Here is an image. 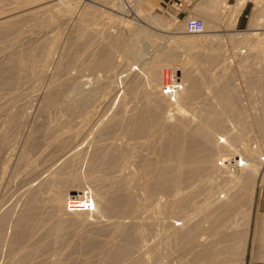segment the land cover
Masks as SVG:
<instances>
[{
	"label": "rangeland",
	"instance_id": "rangeland-1",
	"mask_svg": "<svg viewBox=\"0 0 264 264\" xmlns=\"http://www.w3.org/2000/svg\"><path fill=\"white\" fill-rule=\"evenodd\" d=\"M64 1L62 0L61 4L58 5L59 10H56L58 8L54 9L55 8L54 7V8H52V10H54V12H52L51 7H49L50 9L48 10V12H44L45 15H44V13H40V11H39L40 7L39 6H41V5H39L38 2H37L38 5H37V3L36 4L32 3L31 7H30V5L27 6V7H29L28 9L27 8L26 9H20V10H18V12L16 10L14 13V19L19 24L16 25L15 24L16 22H15L13 27L8 32H6L7 34L4 32L3 33L0 32V37H1L0 49H2V50H0V68H3L4 66L5 67L10 66L13 62L14 63L17 62L18 58H19V60H21V59L25 60V58H28V55H30V54H31L30 56H34V58L36 56V60H37V58L39 60L40 54H43L42 56L40 55V58H41L47 52L53 51L52 53H50V58L48 60L49 63H47L48 69L46 66L43 73L40 74V77H39V73H36V76H35L34 71L32 72L33 74L31 73L32 75L29 74L30 72H27V73L26 72H20V73H18V75H16V78H14L16 81L14 79H13L14 82H12L13 80L11 81V83L13 85H9V84H11L9 82V84L7 83L6 85L4 84V85L0 86L1 87L0 88V101H1L0 102V105H1L0 108L2 109V110L0 109V115L3 112L5 113L6 110L9 112L10 115H15V114L18 115L21 112L20 114H21L22 122H23V124L21 123L17 126H15V124L11 125V126H7V125L3 126V123L0 121L1 133L10 136L13 141L17 140L16 144H18L19 141L23 142L25 140V137L27 136V133H29V132H30V135L32 137H35V135L38 136V133L42 132V130L46 127L45 124L47 125V121L49 120L48 122H50V123H48V125H50L52 122H57V124L60 125V126L58 125V128H56V130H54V132L52 133L53 137H55L56 134L57 135L59 134V136H62L63 134H65V135L71 134L72 135L73 133H75V134H78V136L80 137V139L78 136H75L73 138V140L75 139L74 140L75 145H78V146L83 145L85 147H86V144L89 142L88 139L92 138L90 140V142L92 140H93V142L96 140V142H94L93 145L95 147L100 148L99 149V153H100L99 157L103 158L104 155H102L103 157H101V154H103V153L106 154V158H108L110 154L113 156L119 157L118 158V165H120V168L123 169V172L124 171L126 172V170L128 169L129 162L134 161L138 157V159L135 160V162H134L136 167H134L132 169L136 170L138 168L137 165L141 164L140 161L145 160L143 162H145L146 169L148 168V170H149L148 171L145 169L147 172V174H146L147 180H149L150 177H157L158 176V170L161 169L162 166H164V165L167 166L168 163H171V165H172L171 166L172 173L170 170V177H169L170 179H169L168 185H167L168 186L167 192L166 193L164 192L162 194L157 193V195H155V197L153 196V198H156V196H157L156 199L151 200L152 197L148 198V194L145 193L146 192V186L142 185V188L140 190H138L137 199L141 200V202H140V205H141L140 206V213L142 212V209H144V211L142 212V214L139 213V215H138L139 217L133 216V218H132V216H122L120 214V212H119V214L117 213L118 211L111 213L110 214L111 216L108 215L109 213H106V214L100 213L101 215L98 214V216L94 213L96 215V216H94L92 213L95 210L94 209L95 205H94V202L92 201L93 200L92 192H90V190L87 189L88 187L87 188L83 187L84 190H86V192L83 190V188L82 189L78 188V190H81V191L83 190L82 192H83V194H85V197H86L85 201H88V203L90 204V207H89L87 212L89 214L91 213L93 218L91 215H89L88 220H85L86 221L85 223H79V225H77L78 222L77 223L76 222L68 223L67 226L69 229L66 227V229H65L66 233L64 232L65 235L63 238H60L59 240H56V241L52 240V244H49L50 246L47 245L45 247H42L43 249H41L42 250L41 252H44V254L41 256V262L42 263L38 259L34 260L35 262L32 261V263H37V261H38V263L40 262L41 264H43V262H44L43 260H45V262H47V261L48 262L47 263L44 262V264H48L50 262H52L50 264H59V263H62V264H72V263L73 264H96V263L100 264V262H101V264L103 262H105L103 264H116L117 262L119 264H128V263L129 264H156V262H157V264H169V263L170 264H226V263L229 264V262H230V264H236V263L237 264H247V251H248V245H249L248 242H249V231H250L249 225L251 224L250 221L252 219V214L254 211V207L256 204L258 194L260 193L261 189L264 187V142L261 139L262 134L259 131V129H257L255 126L249 125V128H251V130H250L249 128H247L248 126L246 124V126L243 129V133H245V132L246 133L243 134L244 136L242 135V139L240 141L241 143H239L240 145L237 143L236 147L234 148V154H233V152L227 151L225 148L222 149L221 155H222V157L224 156V158H221V159L222 160H224L225 158L226 159L221 164H222V166L224 164V167H226V169L229 171V172L226 171L228 174L223 173L225 171L222 170V173L220 176H216V174H213L212 172H209V173L203 172V174L201 173L199 177L195 176L196 178L195 177L189 178V177L185 176L188 179L187 178L183 179V181L180 183L182 185V186L180 185L181 188L178 187L180 194L176 193L178 190L177 185H176L177 184L176 181L178 182V179L176 177H178V173H177L178 170L177 169H178V161H179L178 158L180 159V157H179L180 151L182 148L185 149L186 147H188V145H187L188 143H185V141L187 142V137H186L187 134L189 137L192 138L193 132H191V131H193L196 128H198V130L202 128L201 130L205 131L206 133L208 132V134L216 135V137H214V138L218 139L217 136H220L223 133V131L216 133L213 129L209 128V126L205 125L204 117L207 115V113L209 111L210 112L215 111L216 113L219 111L217 114H220L219 116L223 117L222 121L225 119V122L222 123V126H223L222 130H225L224 129L225 125H227V127L229 125V128L231 127V125H234V127L240 128L238 126H241V124L238 122L239 121L241 122V118L244 120L246 118L245 121L249 120L250 123L253 124L252 119H251V116L254 115L253 112L255 114H259L257 111H255L253 102H255V106L258 102L260 103V105L263 102V104L261 106L264 105V96H263L264 91L263 92H262V90L259 91V89H264V87H262V86H261L262 88L260 87V85L264 86V83H262V82H264L263 81L264 80V73L261 71L262 69L264 71V64H263L264 63V56L260 55V57L257 58L258 62L257 61H256L257 63L255 62L256 64L253 62L246 64V62L244 61V58L250 53V50H251L250 47H252L254 45L252 43H254L256 40L255 34L256 33H264V19H263V17H264V0H256V1L253 0L252 3H249L247 5H245L243 3V8H241V6L239 5V4H241L240 2H242L241 0H220V1L219 0H208V2L210 1L209 2L210 5L208 4L207 0H197L196 3L191 5L189 7V9L186 10L187 12L184 14V16L173 15L170 8H167L165 6L164 7L160 6L153 0H130V1L129 0H118V1L117 0H114V1L113 0H97V1L96 0H91V1L90 0H69V1L64 0ZM215 1H217V3ZM52 4L53 3H49L47 6H51ZM73 5L75 6L74 10L69 11L70 8H68V7L73 6ZM177 6H180V5L177 4ZM203 7L204 8L206 7V8L204 9ZM211 7H213V8H211ZM208 8H210V9H208ZM31 9H33V10H31ZM236 9H238V10L242 9L241 14L238 17L236 16L237 15L236 12L238 11ZM64 10H66V12H64ZM29 12L31 13L32 16L34 15V17H32L29 14ZM205 12H207V13H205ZM260 12L262 13L261 14L262 16L260 15ZM38 13H40V14H38ZM91 15L93 16V18ZM208 15H210V16H208ZM89 16H91V17H89ZM46 17H47V20H46ZM96 18H97V20L95 21ZM112 18H113V20H112ZM187 18H201L204 20L205 32L203 34L197 35L198 39H200V41H201V43H200L201 45L195 47L194 49L189 48L190 50L185 49V48L174 50L175 51L174 55L176 56V59H178L180 62L174 61V62H171L170 64L163 65L162 71L165 73V76L170 75V82L173 80L172 81L173 83L178 84L177 87L179 88V91L175 95V97H172L173 100H171L172 99L171 97H168L170 102L168 101L166 106L162 107V109H161L162 111L161 110L159 111V112H161V114L159 112L156 113V112H154L152 107L151 108L149 107V106H152V99L148 98V100H147V98H146V96H144L145 94L143 93V90H142V88H143L142 85H144V84H142V82L144 81V78H145V73H144L143 68L146 64H149L150 61H152V58L154 56H156L157 54L161 55L162 53L169 51L168 50L169 45H171V46L174 45L176 38L192 35V34L188 35L183 30V24L182 23ZM18 19L19 20L21 19L22 21L20 20V22H19ZM87 19H89V20H87ZM48 20H49V22H48ZM102 20L104 22H102ZM95 22H97V24L100 23V24H98L99 26ZM43 23H45L44 24L45 26L43 25ZM255 23H256V25H255ZM15 25H16V28H15ZM20 25H22L23 27ZM92 25L93 26L95 25V28L97 27L96 30H95V28L93 29ZM104 27H106V28L103 30L102 28H104ZM79 29L81 30V32ZM99 30H100V32L103 31V33L102 32L100 33ZM11 31H13V32H11ZM106 31H107V33H106ZM93 32H96V33H93ZM92 33H93V36H92ZM97 33H99L100 35L99 34L97 35ZM3 34H5L6 36L8 35V37H6ZM55 34H57V35L55 36ZM137 36H138V38H137ZM193 36H195V35H193ZM91 37H92V39L94 38L93 41H92ZM95 37L98 39L99 43L97 42V39ZM110 37L111 38L119 37L120 44L119 45H112L111 41L108 40ZM99 38H101V39H99ZM55 39H57V40H55ZM240 39H241V41H240ZM76 40H78V42ZM87 40H89V42ZM90 40H91V42H90ZM94 40H96V42ZM82 41H84L85 43ZM132 42L134 43V46H132L133 49H131V47H130L131 46L130 43H132ZM51 43H53V44H51ZM88 43H89V46H88ZM169 43H171V44H169ZM211 44H213V45H211ZM250 44H252V46H250ZM96 45H97V47H96ZM90 46L91 47L94 46V47L90 48ZM109 46H111V47H109ZM210 46H212L213 49H212V47L210 48ZM52 47L53 48L55 47V48L53 49ZM80 47H81V49H80ZM88 47H89V49H88L89 52L87 50ZM7 48H8V50H7ZM34 49H36V50H34ZM92 49H94V51ZM21 50L23 52H21ZM31 50H33V51H31ZM191 50L192 51L194 50V51L192 52ZM177 51L179 52V54ZM244 51L247 53L245 54ZM29 52H30V54H29ZM82 52L84 53V55ZM19 54L21 56L23 55L25 58L23 56L21 57ZM88 54H89V56H88ZM81 55H82V57H81ZM188 55L190 56V58H188ZM207 55H208V57H207ZM8 56L10 58H7ZM15 56H16L17 60H13V59H15ZM192 56H193V58H192ZM76 57H77V59H76ZM91 57H92V59H91ZM60 58H61V62H60ZM185 59H186V61H185ZM9 61H11V62L13 61V62L10 64ZM73 61H75V62H73ZM78 61H79V63H78ZM189 62H190V64H189ZM4 63H5V65H4ZM7 63H9V65ZM173 63H174V65H172ZM183 64H185V65H183ZM249 64H251L253 67ZM261 65H262V67H260ZM60 66H61V68H60ZM166 66H168V67H166ZM254 66H256V67L254 68ZM181 67H183L184 69ZM248 67H250V70H251V68H253L251 70L252 73L250 75L247 74L248 70H249ZM180 68L183 70H180ZM257 68L259 69V71L257 70ZM239 69L242 71H240ZM250 70H249V73H250ZM183 71H186V74L189 73L191 75L190 79H189V77L186 78L185 76H184V78H182ZM187 71H188V73H187ZM257 71H258V73H257ZM68 72H70V73H68ZM262 73H263V76H262ZM56 74H57V76H55ZM196 74H198V75H196ZM215 74L218 78L215 76ZM132 76H134V77H132ZM135 76H137V78H135ZM250 76L253 77L254 79H257V81L255 80L256 82H258L259 80L260 81L258 83L255 82L254 85L253 84L251 85L247 82L250 79ZM18 77L21 79L19 80ZM55 77H57V78L55 79ZM62 77H63V79H62ZM23 78H25V79H23ZM130 78H132V79H130ZM207 79H209V80H207ZM213 79H214V81H213ZM216 79H218L219 81L218 80L216 81ZM208 81H209V83H208ZM131 82H133L132 85H131ZM228 82L230 85H228ZM193 83L195 85H198V91L191 98L187 95V93H188L187 89L190 88ZM126 84H127V86H126ZM205 84H208V85H205ZM217 84H218V86H216ZM223 84L228 85V87L233 86L232 89L231 88L230 89L234 93L233 94L235 96L234 100L236 101V103L238 102V104H239L238 105L235 103V106L237 105L236 107L239 110L238 112H241L239 114V116H240L239 119L236 118L235 116L233 118L234 114L233 115L229 114V113L225 114V112H223L224 109L220 108V107H222L221 106L222 104L220 102H218V100L215 101L217 99L216 92L219 90V88H220L219 86H222ZM7 85H9V86H7ZM140 85H141V88H140ZM258 85H259V88H258ZM210 87H212V88H210ZM16 88H18V89H16ZM79 88H80V90H79ZM125 89H127V90H125ZM136 89H141V90L136 91ZM32 90H33V92H32ZM210 90L213 92H210ZM214 90H215V92H214ZM156 91L160 92L161 89L158 87L156 89ZM162 91L164 92V90H162ZM140 93H142V94H140ZM139 95H140V97H139ZM113 96H114V98H113ZM135 96H137V97H135ZM141 96L143 97V99H141ZM159 96H160V94H159ZM108 97H110V99ZM52 99H55V100H52ZM12 100L14 101V103ZM143 100L146 102V106H144L145 103L143 102ZM257 100H258V102L256 103ZM261 100H262V102H261ZM50 101H51V103H50ZM139 101H140V103H139ZM182 103H183V105H182ZM211 103L212 104L216 103V104L212 105ZM9 104H11L12 106ZM28 104H29V106H28ZM129 104H130V106H129ZM135 104H137L136 105L137 107L135 106ZM148 104H150V105H148ZM176 104L177 105L179 104L182 109L179 110L180 106L179 105L177 106ZM219 104H221V105H219ZM140 105H142V106H140ZM241 105L244 108L241 107ZM260 105H259L260 108L259 107L257 108L258 104L256 106V110H259V112H261L260 110H262ZM141 107H142V109H140ZM175 107H179V108L177 109ZM103 108L106 110H104ZM137 108H139L140 110ZM219 108L221 109V111ZM250 108H251V110H250ZM112 109L113 110L115 109V111H113ZM143 109H145L146 112ZM208 109H213V110H208ZM110 110H112L113 112H110ZM150 110H151V113H150ZM178 110L180 112H183L184 114L178 112ZM139 111L142 113L145 112L146 116L149 114V116H147L146 119L145 118L144 119L148 122L147 127H148V125H150L149 126L150 128L149 127L147 128V132L145 133V135H143V139H137V140L133 141L128 136H126L125 129H124L125 128L124 123L135 112H139ZM148 111H149V113H148ZM242 111H244V112H242ZM108 112H109V114L114 113V112H115V114H117L116 115L117 119H118V121L116 120L118 123V124L116 123L117 127H115V125H116L115 122H113L115 125L113 123L112 124L109 123V125H108V122H106L107 118H109L111 116L108 114ZM116 112H118V113H116ZM126 112H127V115H126ZM47 113H49V114L47 115ZM119 113H121V114H119ZM205 113H206V115H204ZM245 114L247 117H249V119H247ZM124 115H126V117ZM202 116H203V118H202ZM54 117H56V118L54 119ZM124 117L126 118V120ZM151 117L153 118L152 120L150 119ZM59 118H62V119H59ZM100 118L102 121L100 120ZM123 118H124V120H123ZM43 121L44 122L46 121V123H43ZM58 121H60V122H58ZM98 121H99V123H98ZM104 122H106L107 125ZM122 122H123V124H122ZM186 122L189 124H186ZM184 123L186 124V128H185ZM35 124L37 125L38 128L36 127ZM41 125H42V127H41ZM97 125H99V126H97ZM189 125H190V127H189ZM103 126H104V128H103ZM109 126H111V127H109ZM165 126H167V127H165ZM79 127H82V128H79ZM93 127H94V129H93ZM105 127L107 129H105ZM122 127H123V129H122ZM35 128L37 130L39 129L40 131L39 130L37 131ZM191 128H193V129H191ZM79 129H81V130H79ZM98 129H101V130H98ZM115 129H116V131H114V133H112L113 130H115ZM204 129H206V130H204ZM212 130L214 131V133ZM248 130H250L249 133H248ZM62 131H63V133H62ZM66 131H68L69 133ZM102 131H104L105 134H103ZM121 131H124V132L121 133ZM90 132H91V134H90ZM106 132H108V134H109V136H107V137H106ZM110 132L112 134H110ZM165 132H166V134H165ZM237 132H239V130H237ZM82 134H83V136H81ZM100 134L103 135L102 138H101ZM182 134H183V136H182ZM111 135L113 137H110ZM116 135H117V138H116ZM151 135H152V137H151ZM97 136L100 137V139ZM145 136L147 137L146 139H145ZM83 137H85V138H83ZM86 137H88V139ZM101 139H102V141H101ZM104 139H106V140L104 141ZM118 139H120V140H118ZM259 139H260V141H259ZM81 140L83 143L81 142ZM221 141H222V139L220 140V142ZM138 142L139 143L142 142L141 146ZM78 143H80V144H78ZM110 144L111 145L113 144L112 145L113 148H116V149H112ZM133 144H135L136 146H134ZM261 144H263L262 145L263 147L261 146ZM88 145H90V144H88ZM97 145H99V146H97ZM132 145H133V147H132ZM166 145H167V147H166ZM222 145L224 146L225 144L223 143ZM258 145H260V146H258ZM168 146H169L170 150L168 149ZM60 147L62 148V150L60 148L59 149H53L49 153L48 157L47 156L44 157V158H47V159H45V163H44L46 165L43 164V166H42V163L39 162L40 165H39V163H37V165L34 168L35 170L29 169L30 174H27V173H29L28 168H27L29 166L25 162H22L20 166L23 167L27 171V173L25 172V170L23 168L21 170V167L18 164L19 162L15 161L13 164L14 166H12L13 168H11V173H10L11 175H9V182H10L9 184L10 185L8 186L9 188L7 189V192L10 190L12 197L10 196L9 192H8V194L6 192V194H7L6 198L7 199L11 198L13 200L16 193L20 194V192H22L24 190V188H26V186H27V185L25 186V183L29 184L31 182V180H32V182L29 184L30 186H32L31 185L32 183H34L33 184L34 186H35V184L38 185L39 183H41V181H43L44 179H47V176H49L52 173V171L56 172L55 171L56 167H57V170L59 173L61 171L63 174L64 173L69 174L71 172L79 173L80 172L79 169H81L82 164L77 165L75 168H71V171H70V168L69 169L65 168L63 170L62 168L59 167L61 169V171H59L57 161H60V159H62L63 156L64 157L67 156L70 152L75 151V149L73 151H71V149H70V150H67L65 153L64 151L66 150V148L63 149L64 146L63 147L60 146ZM257 147L259 148V150ZM128 148H129V151H130V148H132L131 149L132 152L131 151L128 152ZM103 149H105V150H103ZM194 149H196V148H194ZM88 150H89L88 151V155H89V153L91 152V147ZM112 150H114V152ZM117 150L119 153L117 152ZM135 150H137V151H135ZM166 150H168L170 154ZM58 151H60V152H58ZM225 151L228 152L227 155H226ZM62 152H64V153H62ZM136 152H137V154H136ZM172 152H173V154H172ZM200 152H201V150L196 151L194 153L200 154ZM53 153H55V156H52V155H54ZM86 153H87V151H85V153L83 155H85ZM127 153H128V155L130 154L129 157H128ZM59 154H61L60 158H59ZM167 154H168V156H167ZM171 154H172V156H171ZM88 155H87V157H88ZM200 155H202L203 158H205V157L208 158L210 156H214L213 154H210L208 156L207 151L203 154H200ZM34 156H37V155H34ZM140 156L141 157L145 156V157L141 158ZM168 157H169V159H168ZM172 157H173V159H172ZM32 158H34V157H32ZM50 158H51V160L48 161ZM53 158L55 159V161L52 160ZM211 158H214V157H211ZM163 159H164V161H161ZM234 159L237 160L235 166L232 164ZM208 160H211V159L208 158L207 161ZM240 160H242V162L248 163L249 166H252V168L254 169L255 174L253 173V176L248 181L249 183L251 182L250 184H248V182L245 184H244V182H242V178H244L245 174L243 176L242 167H239ZM137 161L139 164H137ZM170 161H172V162H170ZM160 162H162L161 165H160ZM165 162H167V163H165ZM48 163H49V165H48ZM152 163H153V165H152ZM52 164L55 166H53ZM16 167H18V169ZM46 169H48V170L53 169V170L48 171V173L46 174V172H47ZM66 169L68 170V172H66L67 171ZM14 170L17 172H15ZM151 171H152V173H151ZM22 172H23V174L25 173L24 176L25 175H27V176L24 177L22 175ZM18 173L21 176H19ZM229 173L234 174V176H236V177L231 176L232 174H229ZM44 174H45L46 178H45ZM29 175H30V177H29ZM41 175H43V176H41ZM209 175H210V177H209ZM40 176L43 177L42 178L43 180L41 179ZM112 176H114V175L112 174L110 176L111 179H112ZM214 176H216V177L214 178ZM20 177L23 179V181ZM200 177H201V179H200ZM18 178H20V179H18ZM209 178L216 180L218 183L210 192L208 191L209 189H208V185H207L208 181L211 180V179L209 180ZM202 179H204V181ZM20 180H21V182H20ZM26 180H27V182H26ZM38 180L39 181L41 180V181L39 182ZM198 180H200V181H198ZM20 184H21V186L19 188ZM61 184L58 186H59V189L62 190V192H65L66 189L67 190L72 189V187H73L69 183L65 184V182H62ZM204 185H205V187H204ZM14 186H17V187H14ZM28 186H27V188H28ZM49 186H50V184H48V186L45 187V192L43 193L44 196L50 193V188H48ZM143 187H145V188H143ZM236 187H238V188H236ZM13 188H15V189H13ZM74 188H75V186H74ZM21 189H23V190H21ZM59 189H57V190H59ZM12 190H14V191L11 192ZM74 190H77V189L75 188ZM183 190H184V192H183ZM142 192H144V193H142ZM198 192H199V194H198ZM72 194L69 193V196L67 199L68 205H70L72 203H81L82 200H80L78 198L79 194H75V193H72ZM80 196H82V194H80ZM76 198H78V199H76ZM16 199L18 200V197H15L13 201H15ZM231 199L233 200L232 202L230 201ZM178 200L180 201L179 203H178ZM181 200L183 201V203L181 202ZM184 200H186L185 204H184ZM142 201H143V203H142ZM173 201H174V204H173ZM219 201H220V203H219ZM228 201L230 204L227 203ZM5 202H7V201H5ZM8 202H7V204L12 205V202H9V203ZM145 202L147 205L145 204ZM17 203H18V201L13 202V205L17 204ZM180 203L182 204V206ZM7 204H5L6 206H4L3 209H5V207H7ZM178 204H180L179 205L180 207L178 206ZM218 204H219V206H218ZM9 206L10 205H8V207ZM20 206H21V202H20V204L18 203L17 206L15 207V214L13 215L14 220L18 216V210L21 209ZM145 206H146V208H145ZM149 207H150V209H148ZM183 207H185V209ZM241 207H244V208H241ZM158 208H159V210H158ZM182 210H183V212H182ZM116 213H117V215H116ZM144 213H145V215H144ZM187 216H188V218H187ZM222 219H223V221H222ZM95 222H96V224H94ZM141 223H142V227H141ZM188 223H191V224H188ZM71 224H72V226H71ZM80 224L82 225V227ZM108 224H109V226H107ZM126 224H128V225H126ZM121 225L124 227H122ZM70 226L72 227V229L70 228ZM79 226H80V228H82V229L79 228L80 231L82 230V232L76 231V230H79L78 229ZM101 226L102 227L104 226L103 227L104 230H102L103 228ZM83 227H85V228L83 229ZM132 227L134 228L135 231L133 230ZM136 227L139 229H137ZM214 227H215V229H214ZM245 227H247V228L245 229ZM122 228H123V230L125 228L126 232H125V230L122 231ZM99 229L101 230V232ZM73 230H74V233H72ZM128 230H130V231H128ZM120 231H121V233H123L122 235H121ZM174 231H176V232H174ZM186 231H187V233H186ZM76 232H78V233L76 234ZM83 232H84V234H82ZM89 232L91 233L92 236H94V238L91 236L93 238V240L91 237H90L91 239L89 238V236H90ZM92 232L94 233V235ZM188 232L192 233L191 234L192 236L190 234H188ZM85 233L87 235L88 234L89 235L86 236ZM125 233L128 234V237ZM3 234H7V231L4 232ZM9 234L11 235V231H8V236H9ZM67 234H69V236ZM73 234H75L76 236ZM78 234H79V236H78ZM119 234H120V236H119ZM134 234H135V236H134ZM66 235H67V237H66ZM129 235H132V237L130 236L131 238H129ZM178 235H180V237ZM188 235H190V236L187 237ZM34 236H37V235H34ZM121 236H122V238H121ZM137 236H139V237H137ZM98 237H99V239H97ZM95 238H96V241H95ZM84 239H85V241H84ZM86 239L88 242L86 241ZM179 239H181L182 241ZM78 240L79 241L82 240V242H86V244L84 245V243L82 244V242H79ZM98 240H100V241H98ZM129 240L131 242H134V243H132L133 248L127 252V255H126V253L123 254L122 256L118 255L119 250H121L120 247H122L124 250V247L127 245ZM134 240H136L137 242ZM58 241H60V242H58ZM76 241H77V243L75 245H72ZM89 241L90 242L95 241V242H97V244L99 242H101L98 245L95 244V242H94V244L96 245V248L98 247L97 249H100V247H102L100 249V251L97 249H94L95 248L94 244H92V246H93L92 247L91 243H89ZM124 241H126L127 243H125ZM138 242H140V243H138ZM238 242H240V243L238 244ZM87 243L90 246H87ZM120 243L123 244V246ZM54 244H57V245L55 246ZM69 244L71 247L69 246ZM77 244H78V246H77ZM117 245L120 246L119 247L120 249L118 247H116ZM66 246H67V248H66ZM79 246H80V248H79ZM85 246H87V247H85ZM139 246H140V248H139ZM36 247L37 246H34V248L33 247L32 248L35 250ZM46 247L47 248L49 247V249L47 250ZM232 247H235L234 250L231 249ZM25 248H27L25 245L22 246V248L20 247L21 252L26 250ZM44 248H46V249H44ZM77 248L80 250L82 248V250L81 251L79 250L80 251L79 252L77 250ZM92 248H93V250H92ZM201 248H202V250H201ZM20 249H18V250H20ZM52 249H54V250H52ZM133 249H135L136 252ZM137 249H139V250L141 249L140 250L141 252L138 251ZM157 249H159V250H157ZM2 250H3L2 254H1L2 258L0 260V264H2L3 261L5 260L4 256L7 257L8 256L7 254H9L7 252L8 246H5V248L3 246ZM5 250H6V253H5ZM62 250H63V252H62ZM72 250H74V252ZM84 250H86V251H84ZM90 251H92V252H90ZM110 251H112V252L115 251L116 253L117 252L118 253L115 254V252L112 253ZM122 251H120V252H122ZM68 252H69V254H68ZM70 253H71V255H70ZM99 253H100V255H99ZM131 253H133V254L136 253V254L134 256ZM204 253H206V258H205V256L202 255ZM58 254H60V255H58ZM111 254H112V258L113 257L114 258H113V260L109 259V261H110L109 262L107 259L110 257ZM113 254H115V255H113ZM130 254H131V257H130ZM61 255H63V257L66 255L65 256L66 259H65V257L63 258ZM234 255L237 256V258ZM115 256H117L118 259L119 258L120 259L119 260L116 259L117 257L115 258ZM42 257H43V259H42ZM88 257H89V259H87ZM154 258H155V260H154ZM54 259H56V260H54ZM122 259H124L125 262L122 261ZM157 259H158V261H157ZM234 259H236V260H234ZM61 260H62V262H61ZM94 260L96 262H94ZM106 260L108 262H106ZM143 260L144 261L146 260V261L144 262ZM147 260H149V261L147 262ZM63 261H65V262H63ZM141 261H143V262H141Z\"/></svg>",
	"mask_w": 264,
	"mask_h": 264
},
{
	"label": "bare ground",
	"instance_id": "bare-ground-1",
	"mask_svg": "<svg viewBox=\"0 0 264 264\" xmlns=\"http://www.w3.org/2000/svg\"><path fill=\"white\" fill-rule=\"evenodd\" d=\"M57 1V2H56ZM61 1L62 0H0V32H4V33H6V32H8L12 27H13V25H14V23L17 25V24H19V23H17V21H15V19H14V13H15V11L17 10V12H18V10H20V9H28L29 7H27V6H29L30 5V7H31V5H32V3H34V4H36L37 2L39 3V5H41V6H39L40 7V9H39V11H40V13H44V12H48V10L50 9L49 7H51V10H52V8H54V9H56V8H58V5H60L61 4ZM64 1V0H63ZM69 1V0H68ZM91 1V0H90ZM97 1V0H96ZM114 1V0H113ZM118 1V0H117ZM130 1V0H129ZM220 1V0H219ZM242 2H240L241 4H239L240 6H241V8H243V3L245 4V2L243 1V0H241ZM256 1V0H255ZM65 2V1H64ZM63 2V3H64ZM206 2V1H205ZM207 2H208V0H207ZM210 2V1H209ZM209 2H208V4H209ZM216 3H217V1H215ZM222 2V1H221ZM238 2V1H237ZM38 3H37V5H38ZM49 3H53L51 6H47ZM258 3V2H257ZM85 4V3H84ZM102 4V3H101ZM112 4V3H111ZM129 4V3H128ZM46 5V6H45ZM66 5V4H65ZM210 5V4H209ZM227 5V4H226ZM238 5V6H239ZM246 5V4H245ZM107 6V5H106ZM205 6V5H204ZM208 6V5H207ZM206 6V7H207ZM214 6V5H213ZM219 6V5H218ZM261 6V5H260ZM74 5L73 6H69L68 8H70L69 9V11H72V10H74ZM199 7V6H198ZM205 7V8H206ZM215 7V6H214ZM220 7V6H219ZM124 8V7H123ZM204 8V7H203ZM204 8V9H205ZM211 8H213V7H211ZM218 8V7H217ZM239 8V7H238ZM197 9V8H196ZM208 9H210V8H208ZM31 10H33V9H31ZM56 10H59V8L58 9H56ZM212 10V9H211ZM236 10H238V9H236ZM241 10L242 9H239L237 12H236V16L238 17L240 14H241ZM262 10V9H261ZM219 11V10H218ZM32 12V11H31ZM52 12H54V10H52ZM59 12V11H58ZM64 12H66V10H64ZM212 12V11H211ZM40 13H38V14H40ZM93 13V12H92ZM91 13V14H92ZM205 13H207V12H205ZM235 13V12H234ZM19 14V13H18ZM29 14L31 15V13L29 12ZM34 14V13H33ZM59 14V13H58ZM212 14V13H211ZM262 13L260 12V15H261ZM16 15V14H15ZM44 15H45V13H44ZM259 15V16H260ZM32 16V15H31ZM51 16V15H50ZM82 16V15H81ZM92 16V15H91ZM91 16H89V17H91ZM96 16V15H95ZM104 16V15H103ZM111 16V15H110ZM208 16H210V15H208ZM262 16V15H261ZM18 17V16H17ZM21 17V16H20ZM32 17H34V15L32 16ZM36 17V16H35ZM52 17V16H51ZM50 17V18H51ZM56 17V16H55ZM88 17V18H89ZM212 17V16H211ZM258 17V16H257ZM22 18V17H21ZM25 18V17H24ZM54 18V17H53ZM83 18V17H82ZM92 18H93V16H92ZM103 18V17H102ZM106 18V17H105ZM217 18V17H216ZM23 19V18H22ZM52 19V18H51ZM84 19V18H83ZM107 19V18H106ZM111 19V18H110ZM263 19H264V17H263ZM19 20V19H18ZM21 20V19H20ZM20 20H19V22H20ZM46 20H47V17H46ZM50 20V19H49ZM49 20H48V22H49ZM87 20H89V19H87ZM97 20V18L95 19V21ZM112 20H113V18H112ZM258 20V19H257ZM22 21V20H21ZM40 21V20H39ZM45 21V20H44ZM52 21V20H51ZM78 21V20H77ZM107 21V20H106ZM119 21V20H118ZM32 22V21H31ZM83 22V21H82ZM100 22V21H99ZM102 22H104L103 20H102ZM112 22V21H111ZM258 22V21H257ZM66 23V22H65ZM84 23V22H83ZM91 23V22H90ZM96 24H97V22H95ZM116 23V22H115ZM260 23V22H259ZM35 24V23H34ZM45 23H43V25H44ZM89 24V23H88ZM95 24V25H96ZM98 24H100V23H98ZM97 24V25H98ZM183 24V23H182ZM16 25H15V28H16ZM38 25V24H37ZM87 25V24H86ZM95 25L93 26V29L95 28ZM102 25V24H101ZM100 25V26H101ZM106 25V24H105ZM111 25V24H110ZM255 25H256V23H255ZM20 26H22V25H20ZM39 26V25H38ZM45 26V25H44ZM84 26V25H83ZM99 26V25H98ZM104 26V25H103ZM109 26V25H108ZM112 26V25H111ZM23 27V26H22ZM33 27V26H32ZM140 27V26H139ZM82 28V27H81ZM91 28V27H90ZM97 28V27H96ZM96 28H95V30H96ZM106 27H104V28H102L103 30L105 29ZM57 29V28H56ZM99 29V28H98ZM101 29V28H100ZM14 30V29H13ZM29 30V29H28ZM59 30V29H58ZM80 30V29H79ZM107 30V29H106ZM83 31V30H82ZM181 31V30H180ZM11 32H13V31H11ZM30 32V31H29ZM54 32V31H53ZM80 32H81V30H80ZM92 32V31H91ZM99 32H100V30H99ZM102 33H103V31H101ZM100 32V33H101ZM10 33V32H9ZM34 33V32H33ZM41 33V32H40ZM93 33H96V32H93ZM93 33H92V36H93ZM106 33H107V31H106ZM7 34V33H6ZM19 34V33H18ZM61 34V33H60ZM59 34V35H60ZM88 34V33H87ZM99 33H97V35H98ZM105 34V33H104ZM147 34V33H146ZM203 34V33H202ZM3 35H5V34H3ZM32 35V34H31ZM57 34H55V36H56ZM81 35V34H80ZM79 35V36H80ZM96 35V36H97ZM100 35V34H99ZM189 35V34H188ZM6 36V35H5ZM12 36V35H11ZM25 36V35H24ZM63 36V35H62ZM78 36V35H77ZM89 36V35H88ZM95 36V35H94ZM255 36H256V40H255V42L254 43H252V44H254L253 46H252V44H250V46H252V47H250V53L244 58V61L246 62V64L247 63H255L256 61H257V58L258 57H260V55H263L264 56V33H256L255 34ZM6 37H8V35L6 36ZM14 37V36H13ZM99 37V36H98ZM241 37V36H240ZM248 37V36H247ZM251 37V36H250ZM21 38V37H20ZM63 38V37H62ZM88 38V37H87ZM96 38V37H95ZM137 38H138V36H137ZM219 38V37H218ZM79 39V38H78ZM91 39H92V37H91ZM94 39V38H93ZM93 39H92V41H93ZM97 39V38H96ZM99 39H101V38H99ZM135 39V38H134ZM154 39V38H153ZM152 39V40H153ZM0 40H1V37H0ZM53 40V39H52ZM55 40H57V39H55ZM104 40V39H103ZM102 40V41H103ZM106 40V39H105ZM109 41H111V44L112 45H119L120 44V40H119V37H113V38H109L108 39ZM132 40V39H131ZM167 40V39H166ZM8 41V40H7ZM36 41V40H35ZM77 42H78V40H76ZM88 42H89V40H87ZM95 42H96V40H94ZM136 41V40H135ZM171 41V40H170ZM208 41V40H207ZM240 41H241V39H240ZM244 41V40H243ZM242 41V42H243ZM31 42V41H30ZM82 42H84V41H82ZM90 42H91V40H90ZM97 42H98V39H97ZM1 43V42H0ZM55 43V42H54ZM85 43V42H84ZM93 43V42H92ZM99 43V42H98ZM201 43V41H200V39H198V36L197 35H195V36H193V35H191V36H183V37H178V38H176L175 39V42H174V45H169V51H166L165 53H162L161 55H156V56H154L153 58H152V61H150V63L149 64H146L145 66H144V68H143V70H144V73H145V78H144V83L142 82V84H144V85H142L143 86V88H142V90H143V93L145 94L144 96H146V98H147V100H148V98L149 99H152V106H149L150 108L152 107L153 108V110H154V112H159L161 109H162V107L163 106H166V104L168 103V101L170 102V100H169V98L168 97H175V95L178 93V91H179V88L177 87L178 86V84H176V83H173L172 82V84L174 85V88H176L173 92H174V94L173 95H166V94H164V92L162 91V90H164L163 89V87L162 86H164V85H167V82H170V75H168V76H165V73L162 71V67H163V65H167V64H170L171 62H180L178 59H176V56L174 55L175 53V51L174 50H177V49H182V48H185V49H189V48H191V49H194L195 47H197V46H199V45H201L200 44ZM239 43V42H238ZM244 43V42H243ZM32 44V43H31ZM44 44V43H43ZM42 44V45H43ZM51 44H53V43H51ZM73 44V43H72ZM97 44V43H96ZM131 44V49H133L132 48V46H134V43L132 42V43H130ZM169 44H171V43H169ZM173 44V43H172ZM209 44V43H208ZM12 45V44H11ZM55 45V44H54ZM57 45V44H56ZM69 45V44H68ZM82 45V44H81ZM92 45V44H91ZM94 45V44H93ZM98 45V44H97ZM97 45H96V47H97ZM211 45H213V44H211ZM3 46V45H2ZM65 46V45H64ZM88 46H89V43H88ZM95 46V45H94ZM94 46H92V47H94ZM104 46V45H103ZM244 46V45H243ZM23 47V46H22ZM29 47V46H28ZM43 47V46H42ZM68 47V46H67ZM79 47V46H78ZM91 46H90V48H92ZM109 47H111V46H109ZM207 47V46H206ZM212 46H210V48H211ZM49 48V47H48ZM53 48V47H52ZM55 48V47H54ZM53 48V49H54ZM208 48V47H207ZM19 49V48H18ZM80 49H81V47H80ZM89 49V47L87 48V50ZM96 49V48H95ZM130 49V50H131ZM212 49H213V47H212ZM216 49V48H215ZM0 50H2V49H0ZM4 50V49H3ZM7 50H8V48H7ZM6 50V51H7ZM27 50V49H26ZM34 50H36V49H34ZM47 50V49H46ZM45 50V51H46ZM64 50V49H63ZM93 51H94V49H92ZM190 50V49H189ZM218 50V49H217ZM31 51H33V50H31ZM74 51V50H73ZM83 51V50H82ZM85 51V50H84ZM192 51V50H191ZM190 51V52H191ZM194 51V50H193ZM192 51V52H193ZM21 52H23L22 50H21ZM53 52V51H52ZM51 51L50 52H45L46 54H44V56L43 57H41L40 58V55L42 56L43 54H40L39 55V60H38V58H37V60H36V56H35V58H34V56H30L31 54H30V52H29V54L30 55H28V58H25L23 55V57L25 58V60H19V58H18V61L17 62H11V61H9L10 62V66H4L3 68H0V86L1 85H6L7 83L9 84V82L11 83V81L14 79V78H16V75H18V73H20V72H30L29 74H31L33 71L35 72V76H36V73H39V77H40V74L41 73H43V71H44V69L46 68V66H47V63H49V58H50V53H52ZM88 52H89V50H88ZM141 52V51H140ZM144 52V51H143ZM178 52V51H177ZM245 52V51H244ZM13 53V52H12ZM20 53V52H19ZM83 53V52H82ZM100 53V52H99ZM187 53V52H186ZM247 52H245V54H246ZM17 54V53H16ZM55 54V53H54ZM53 54V55H54ZM67 54V53H66ZM91 54V53H90ZM132 54V53H131ZM178 54H179V52H178ZM181 54V53H180ZM20 55V54H19ZM83 55H84V53H83ZM149 55V54H148ZM183 55V54H182ZM191 55V54H190ZM21 56V55H20ZM21 56V57H22ZM30 56V57H29ZM38 56V55H37ZM88 56H89V54H88ZM179 56V55H178ZM19 57V56H18ZM20 57V58H21ZM62 57V56H61ZM81 57H82V55H81ZM95 57V56H94ZM104 57V56H103ZM207 57H208V55H207ZM7 58H10L9 56L7 57ZM13 58V57H12ZM23 58V59H24ZM54 58V57H53ZM73 58V57H72ZM84 58V57H83ZM188 58H190V56L188 55ZM192 58H193V56H192ZM55 59V58H54ZM76 59H77V57H76ZM91 59H92V57H91ZM106 59V58H105ZM200 59V58H199ZM204 59V58H203ZM208 59V58H207ZM260 59V58H259ZM12 60V59H11ZM13 60H17L16 59V56H15V59H13ZM75 60V59H74ZM97 60V59H96ZM209 60V59H208ZM261 60V59H260ZM52 61V60H51ZM80 61V60H79ZM79 61H78V63H79ZM183 61V60H182ZM185 61H186V59H185ZM184 61V62H185ZM204 61V60H203ZM207 61V60H206ZM205 61V62H206ZM7 62V61H6ZM60 62H61V58H60ZM59 62V63H60ZM73 62H75V61H73ZM72 62V63H73ZM86 62V61H85ZM183 62V63H184ZM258 62V61H257ZM256 62V63H257ZM261 62V61H260ZM56 63V62H55ZM58 63V62H57ZM69 63V62H68ZM71 63V62H70ZM77 63V62H76ZM75 63V64H76ZM82 63V62H81ZM120 63V62H119ZM182 63V62H181ZM188 63V62H187ZM229 63V62H228ZM255 63V64H256ZM8 65H9V63H7ZM176 64V63H175ZM186 64V63H185ZM185 64H183V65H185ZM189 64H190V62H189ZM202 64V63H201ZM242 64V63H241ZM244 64V63H243ZM262 64V63H261ZM264 64V63H263ZM262 64V65H263ZM4 65H5V63H4ZM66 65V64H65ZM72 65V64H71ZM78 65V64H77ZM80 65V64H79ZM88 65V64H87ZM172 65H174V63L172 64ZM187 65V64H186ZM249 65H251V64H249ZM262 65L260 66V67H262ZM252 66V65H251ZM257 66V65H256ZM256 66H254V68L256 67ZM59 67V66H58ZM66 67V66H65ZM73 67V66H72ZM76 67V66H75ZM81 67V66H80ZM166 67H168V66H166ZM165 67V68H166ZM186 67V66H185ZM253 67V66H252ZM60 68H61V66H60ZM134 68V67H133ZM181 68H183V67H181ZM180 68V70H183V69H181ZM198 68V67H197ZM249 68V70H250V67H248ZM259 68V67H258ZM257 68V70L259 71V69ZM47 69H48V66H47ZM65 69V68H64ZM130 69V68H129ZM128 69V70H129ZM245 69V68H244ZM253 68H251V70H252ZM262 69V68H261ZM260 69V70H261ZM69 70V69H68ZM240 70V69H239ZM249 70H248V73L247 74H251L252 72H251V70H250V73H249ZM46 71V70H45ZM132 71V70H131ZM226 71V70H225ZM240 71H242V70H240ZM258 71H257V73H258ZM263 73H264V71H263V69L261 70ZM127 72V71H126ZM195 72V71H194ZM245 72V71H244ZM247 72V71H246ZM256 72V71H255ZM17 73V74H16ZM66 73V72H65ZM68 73H70V72H68ZM67 73V74H68ZM131 73V72H130ZM187 73H188V71H187ZM256 73V74H257ZM263 73H262V76H263ZM33 74V73H32ZM31 74V75H32ZM61 74V73H60ZM138 74V73H137ZM183 76H182V78H184V76L186 77V78H188L189 77V79H190V74L188 73V74H186V71H183ZM211 74V73H210ZM260 74V73H259ZM258 74V75H259ZM24 75V74H23ZM195 75V74H194ZM196 75H198V74H196ZM213 75V74H212ZM211 75V76H212ZM244 75V74H243ZM254 75V74H253ZM48 76V75H47ZM55 76H57V74L55 75ZM215 76H216V74H215ZM219 76V75H218ZM248 76V75H247ZM252 76V75H251ZM250 76V79L247 81L249 84H253L254 85V83L257 81V79H254L253 77H251ZM255 76V75H254ZM261 76V77H262ZM21 77V76H20ZM27 77V76H26ZM132 77H134V76H132ZM217 77V76H216ZM57 77H55V79H56ZM122 78V77H121ZM135 78H137V76H135ZM215 78V77H214ZM218 78V77H217ZM18 79L20 80L21 78H19L18 77ZM23 79H25V78H23ZM41 79V78H40ZM61 79V78H60ZM59 79V80H60ZM62 79H63V77H62ZM130 79H132V78H130ZM15 80V79H14ZM14 80L12 81V82H14ZM27 80V79H26ZM43 80V79H42ZM41 80V81H42ZM58 80V79H57ZM207 80H209V79H207ZM218 79H216V81H217ZM256 80V81H255ZM259 80V79H258ZM263 80V79H262ZM16 81V80H15ZM38 81V80H37ZM36 81V82H37ZM54 81V80H53ZM132 81V80H131ZM183 81V80H182ZM212 81V80H211ZM213 81H214V79H213ZM219 81V80H218ZM234 81V80H233ZM260 81V80H259ZM258 81V82H259ZM264 81V80H263ZM18 82V81H17ZM32 82V81H31ZM83 82V81H82ZM91 82V81H90ZM130 82V81H129ZM141 82V81H140ZM207 82V81H206ZM232 82V81H231ZM258 82H256V83H258ZM16 83V82H15ZM14 83V84H15ZM119 83V82H118ZM125 83V82H124ZM132 83L133 82H131V85H132ZM188 83V82H187ZM208 83H209V81H208ZM212 83V82H211ZM235 83V82H234ZM246 83V82H245ZM247 83V84H248ZM262 83H264V82H262ZM261 83V84H262ZM19 84V83H18ZM52 84V83H51ZM60 84V83H59ZM88 84V83H87ZM199 84V83H198ZM219 84V83H218ZM218 84L216 85V86H218ZM233 84V83H232ZM9 85H13L12 83L11 84H9ZM9 85H7V86H9ZM16 85V84H15ZM37 85V84H36ZM50 85V84H49ZM118 85V84H117ZM130 85V84H129ZM205 85H208V84H205ZM228 85H230L229 84V82H228ZM228 85H226V84H223L222 86H219L220 88H219V90L216 92V96H217V99L215 100V101H217L218 100V102H220L221 104H219V105H221L222 107H220L221 109L223 108L224 109V111L223 112H225V114L227 113H229V114H234L233 115V118H234V116L236 117V118H240V116H239V114L241 113V112H238L239 110L237 109V105L235 106V103H236V101L234 100V93L232 92V87H228ZM52 86V85H51ZM113 86V85H112ZM126 86H127V84H126ZM210 86V85H209ZM250 86V85H249ZM264 87L263 85H260V87ZM160 88L161 89V91L158 93L157 91H156V89L157 88ZM208 87V86H207ZM261 87V88H262ZM1 88V87H0ZM35 88V87H34ZM129 88V87H128ZM137 88V87H136ZM140 88H141V85H140ZM210 88H212V87H210ZM231 88V89H230ZM236 88V87H235ZM258 88H259V85H258ZM16 89H18V88H16ZM15 89V90H16ZM204 89V88H203ZM234 89V88H233ZM3 90V89H2ZM79 90H80V88H79ZM78 90V91H79ZM125 90H127V89H125ZM137 90H141V89H136V91ZM205 90V89H204ZM235 90V89H234ZM233 90V91H234ZM260 90H262V92L264 91V89H259V91ZM17 91V90H16ZM129 91V90H128ZM198 91V85H195L194 83L192 84V86L190 87V88H188L187 89V95L189 96V97H191L192 98V96L194 95V94H196V92ZM2 92V91H1ZM18 92V91H17ZM32 92H33V90H32ZM139 92V91H138ZM141 92V91H140ZM206 92V91H205ZM210 92H213V91H211L210 90ZM214 92H215V90H214ZM238 92V91H237ZM48 93V92H47ZM134 93V92H133ZM249 93V92H248ZM264 93V92H263ZM139 94V93H138ZM140 94H142V93H140ZM159 94H160V96H159ZM204 94V93H203ZM88 95V94H87ZM103 95V94H102ZM117 95V94H116ZM126 95V94H125ZM129 95V94H128ZM215 95V94H214ZM237 95V94H236ZM263 95V94H262ZM16 96V95H15ZM43 96V95H42ZM64 96V95H63ZM109 96V95H108ZM202 96V95H201ZM261 96V95H260ZM264 96V95H263ZM47 97V96H46ZM111 97V96H110ZM110 97H108L109 99H110ZM130 97V96H129ZM135 97H137V96H135ZM139 97H140V95H139ZM215 97V96H214ZM50 98V97H49ZM71 98V97H70ZM113 98H114V96H113ZM112 98V99H113ZM132 98V97H131ZM199 98V97H198ZM216 98V97H215ZM74 99V98H73ZM128 99V98H127ZM133 99V98H132ZM131 99V100H132ZM141 99H143V97L141 96ZM173 99V98H172ZM171 99V100H172ZM175 99V98H174ZM200 99V98H199ZM236 99V98H235ZM262 99V98H261ZM52 100H55V99H52ZM106 100V99H105ZM114 100V99H113ZM146 100V99H145ZM208 100V99H207ZM13 101V100H12ZM22 101V100H21ZM48 101V100H47ZM110 101V100H109ZM191 101V100H190ZM238 101V100H237ZM1 102V101H0ZM143 102L145 103V105L144 106H146V102L143 100ZM195 102V101H194ZM258 102V100L256 101V103ZM261 102H262V100H261ZM13 103H14V101H13ZM47 103V102H46ZM50 103H51V101H50ZM113 103V102H112ZM120 103V102H119ZM128 103V102H127ZM130 103V102H129ZM139 103H140V101H139ZM138 103V104H139ZM190 103V102H189ZM241 103V102H240ZM254 104V108H255V111H257L259 114H255L254 112H253V114L254 115H252L251 116V119H252V123L253 124H251L250 123V121L248 120V121H245L246 120V118H245V120L244 119H242L241 118V122L239 121L238 123H240L241 124V126H238V127H240V128H237V127H234V125H231V127L229 128V125H228V127H227V125H225L224 127V129L225 130H222L223 129V126H222V123L223 122H225V119L222 121V119H223V117H220L219 115L220 114H217L215 111H207L208 113H207V115H206V113L204 114V115H206L205 117H204V121H205V125L206 126H209V128H211V129H213L216 133H219V132H221V131H223V133L220 135V136H217L218 137V139H216V138H214V137H216V135H211V134H208V132L206 133L205 131H203V130H201V129H199L198 130V128H196V129H194L193 131H191V132H193L192 134V138L191 137H189L188 136V134H187V142L185 141V143H188L187 145H188V147H186L185 149L184 148H182L181 149V151H180V159L178 158V171H177V173H178V177H176L177 179H178V182L176 181V185H177V188L178 187H180L181 188V182L183 181V179H185V178H187V177H195V176H200V174L202 173L203 174V172H207V173H209V172H212L213 174H216V176H220L221 175V173H222V170L223 171H225V172H223V173H227V172H229L227 169H226V167H224V164H223V166H222V162L226 159H224V160H222L221 158H224V156L222 157V155H221V152H222V149L223 148H225L227 151H229V152H233V154H234V148L236 147V145H237V143L239 144V143H241L240 141H241V139H242V135L243 134H245V133H243V129H244V127L246 126V124H247V128H249V125H252V126H255L257 129H259V131L261 132V134H262V136H261V139H262V141L264 142V105L263 106H261L262 104H263V102H262V104L260 105V103L258 102L257 104H258V106H257V104H256V106H257V108L259 107V105L261 106V109L262 110H260L261 112H259V110H256V106H255V102H253ZM17 104V103H16ZM19 104V103H18ZM191 104V103H190ZM212 104V103H211ZM210 104V105H211ZM216 104V103H215ZM215 104H212V105H215ZM236 104H238V102L236 103ZM242 104V103H241ZM9 105H11V104H9ZM115 105V104H114ZM119 105V104H118ZM121 105V104H120ZM137 104H135V106H136ZM148 105H150V104H148ZM177 105V104H176ZM179 105V104H178ZM177 105V106H178ZM182 105H183V103H182ZM188 105V104H187ZM196 105V104H195ZM209 105V104H208ZM239 105V104H238ZM251 105V104H250ZM1 106V105H0ZM12 106V105H11ZM28 106H29V104H28ZM51 106V105H50ZM108 106V105H107ZM129 106H130V104H129ZM134 106V107H135ZM140 106H142V105H140ZM180 106V105H179ZM252 106V105H251ZM137 107V106H136ZM210 107V106H209ZM212 107V106H211ZM239 107V106H238ZM241 107H243L242 105H241ZM3 108V107H2ZM27 108V107H26ZM115 108V107H114ZM122 108V107H121ZM120 108V109H121ZM145 108V107H144ZM175 108H179V107H175ZM202 108V107H201ZM219 108V109H220ZM240 108V107H239ZM244 108V107H243ZM246 108V107H245ZM260 108V107H259ZM1 109V108H0ZM97 109V108H96ZM104 109V108H103ZM119 109V108H118ZM135 109V108H134ZM137 109H139V108H137ZM136 109V110H137ZM140 109H142V107L140 108ZM139 109V110H140ZM149 109V108H148ZM147 109V110H148ZM182 108H181V106H180V108H179V110H181ZM216 109V108H215ZM221 109H220V111H221ZM247 109V108H246ZM2 110V109H1ZM104 110H106V109H104ZM113 110V109H112ZM112 110H110V112H113V111H115V109L112 111ZM126 110V109H125ZM144 111H145V109H143ZM178 110V112H180ZM208 110H213V109H208ZM250 110H251V108H250ZM73 111V110H72ZM96 111V110H95ZM99 111V110H98ZM118 111V110H117ZM162 111V110H161ZM241 111V110H240ZM3 112V111H2ZM54 112V111H53ZM119 112V111H118ZM118 112H116V113H118ZM131 112V111H130ZM146 112V111H145ZM145 112H135L131 117H129L128 118V120L124 123L125 125V133H126V136H128L131 140H133V141H135V140H137V139H143V135H145V133L147 132V128L150 126V125H148V127H147V124H148V122L145 120L146 119V117L147 116H149V111H148V115L146 116L145 115ZM242 112H244V111H242ZM15 113V112H14ZM21 113V112H20ZM19 113V114H20ZM90 113V112H89ZM107 113V112H106ZM132 113V112H131ZM150 113H151V110H150ZM160 114H161V112H159ZM164 113V112H163ZM180 113H182V114H184L183 112H180ZM203 113V112H202ZM246 113V112H245ZM17 115V114H15V115H10L9 114V112L6 110L5 111V113L3 112L1 115H0V121L3 123V126H11V125H14L15 124V126H17V125H19V124H23V122H22V117H21V114L20 115ZM25 114V113H24ZM49 113H47V115H48ZM62 114V113H61ZM68 114V113H67ZM98 114V113H97ZM108 114H109V112H108ZM119 114H121V113H119ZM130 114V113H129ZM179 114V113H178ZM187 114V113H186ZM247 114V113H246ZM246 114H245V116H246ZM105 115V114H104ZM109 115H111L109 118H107V120H106V122H108V125H109V123L110 124H112L113 122H115V124L117 123V121H118V119H117V114H115V112L114 113H111V114H109ZM126 115H127V112H126ZM126 115H124L125 117H126ZM151 115V114H150ZM159 115V114H158ZM164 115V114H163ZM196 115V114H195ZM203 115V116H204ZM244 115V114H243ZM242 115V116H243ZM251 115V114H250ZM108 116V115H107ZM119 116V115H118ZM145 116V117H144ZM156 116V115H155ZM154 116V117H155ZM185 116V115H184ZM203 116H202V118H203ZM229 116V115H228ZM249 116V115H248ZM88 117V116H87ZM86 117V118H87ZM124 117V118H125ZM247 117V116H246ZM28 118V117H27ZM40 118V117H39ZM47 118V117H46ZM53 118V117H52ZM56 117H54V119H55ZM104 118V117H103ZM120 118V117H119ZM124 118H123V120H124ZM145 118V119H144ZM201 118V119H202ZM232 118V117H231ZM24 119V118H23ZM59 119H62V118H59ZM93 119V118H92ZM149 119V118H148ZM151 120L153 119L152 117L150 118ZM155 119V118H154ZM159 119V118H158ZM200 119V118H199ZM237 119V120H238ZM247 119H249V117H247ZM39 120V119H38ZM48 120V119H47ZM46 120V121H47ZM52 120V119H51ZM57 120V119H56ZM55 120V121H56ZM86 120V119H85ZM84 120V121H85ZM100 120H101V118H100ZM117 120V121H116ZM125 120H126V118H125ZM171 120V119H170ZM192 120V119H191ZM194 120V119H193ZM232 120V119H231ZM46 121L44 122L43 121V123H46ZM49 121V120H48ZM47 121V125L45 124V128L42 130V132H39L38 133V136H36L35 135V137H32L31 135H30V132L29 133H27V136L25 137V140L22 142V141H19L18 142V144H16L17 142V140L16 141H13L12 140V138L10 137V136H8V135H6V134H2L1 133V131H0V260H1V254H2V249H3V246H4V248H5V246H8V250H7V252L9 253V254H7L8 256L6 257V256H4L5 258V262L3 261V263L4 264H41L42 262H41V256L44 254V252H41L42 250L41 249H43L42 247H45V246H47V245H49V244H52V240L53 241H56V240H59L60 238H63L64 237V235H65V229H66V227L68 228V226H67V224L68 223H70V222H78V224L77 225H79V223H85L86 221L85 220H88V218H89V215H91L92 216V214L94 215V216H98V214H100V213H109L108 215H110L111 213H113V212H116V211H118L117 213L119 214V212H120V214L122 215V216H132V218H133V216H138L139 215V213H140V202H141V200H138L137 199V193H138V190H140L141 188H142V185L143 186H146V192L145 193H147L148 194V198H150V197H152L151 198V200L152 199H156L157 198V196H156V198H153V196L155 197V195H157V193H166L167 192V185H168V181H169V177H170V170H171V163H168V165L166 166V165H164V166H162V168L161 169H159L158 170V176L157 177H150L149 178V180H147L146 179V174H147V172H146V170H148V168L146 169V167H145V162H143V161H145V160H141L140 162H141V164H139L138 163V161H137V164H139V165H137L138 166V168L136 169V170H134V169H132V168H134V167H136L135 166V160H137L138 159V157H137V159H135L134 161H132V162H129V165H128V169L126 170V172L124 171L123 172V169L122 168H120V165H118V158L119 157H116V156H113V155H109V157L108 158H106V154L105 153H103V154H101V157H103L102 155H104V157L103 158H100L99 156H100V153H99V149L100 148H98V147H95L93 144H94V142H96V140L93 142V140L90 142V140L92 139V138H90V139H88V137H86L87 139H88V141L90 142H88L87 144H86V147L85 146H83V145H75V142H74V140H73V138L75 137V136H78V134H75V133H73L72 135L71 134H67V135H65V134H63L62 136H59V134L57 135L56 134V136L55 137H53V132H54V130H56V128H58V125L59 124H57V122H52L50 125H48V123H50V122H48ZM54 121V120H53ZM62 121V120H61ZM102 121V120H101ZM157 121V120H156ZM161 121V120H160ZM187 121V120H186ZM227 121V120H226ZM15 122V123H14ZM58 122H60V121H58ZM79 122V121H78ZM106 122H104L105 124H106ZM37 123V122H36ZM42 123V124H43ZM63 123V122H62ZM67 123V122H66ZM95 123V122H94ZM98 123H99V121H98ZM237 123V122H236ZM114 124V123H113ZM114 124V125H115ZM118 124V123H117ZM117 124L115 125V127H117ZM122 124H123V122H122ZM167 124V123H166ZM185 124V123H184ZM186 124H189V123H187L186 122ZM186 124H185V128H186ZM192 124V123H191ZM199 124V123H198ZM227 124V123H226ZM232 124V123H231ZM36 125V124H35ZM107 125V124H106ZM105 125V126H106ZM113 125V126H114ZM155 125V124H154ZM169 125V124H168ZM200 125V124H199ZM198 125V126H199ZM238 125V124H237ZM44 126V125H43ZM60 126V125H59ZM79 126V125H78ZM93 126V125H92ZM91 126V127H92ZM97 126H99V125H97ZM112 126V125H111ZM111 126H109V127H111ZM123 126V125H122ZM123 126V127H124ZM153 126V125H152ZM180 126V125H179ZM197 126V125H196ZM1 127V126H0ZM34 127V126H33ZM36 127H37V125H36ZM40 127V126H39ZM41 127H42V125H41ZM69 127V126H68ZM108 127V126H107ZM114 127V128H115ZM123 127H122V129H123ZM165 127H167V126H165ZM188 127V126H187ZM189 127H190V125H189ZM188 127V128H189ZM193 127V126H192ZM200 127V126H199ZM32 128V127H31ZM38 128V127H37ZM65 128V127H64ZM79 128H82V127H79ZM86 128V127H85ZM84 128V129H85ZM103 128H104V126H103ZM102 128V129H103ZM150 128V127H149ZM205 128V127H204ZM29 129V128H28ZM36 129V128H35ZM41 129V128H40ZM70 129V128H69ZM72 129V128H71ZM93 129H94V127H93ZM105 129H107L106 127H105ZM155 129V128H154ZM162 129V128H161ZM183 129V128H182ZM191 129H193V128H191ZM250 130H251V128H249ZM37 130V129H36ZM39 130V129H38ZM37 130V131H38ZM74 130V129H73ZM79 130H81V129H79ZM78 130V131H79ZM98 130H101V129H98ZM97 130V131H98ZM104 130V129H103ZM109 130V129H108ZM180 130V129H179ZM204 130H206V129H204ZM212 130V131H213ZM237 130H239V132H237ZM250 130H248V133H249V131ZM33 131V130H32ZM40 131V130H39ZM77 131V130H76ZM75 131V132H76ZM84 131V130H83ZM82 131V132H83ZM114 131H116V129L115 130H113V132L112 133H114ZM151 131V130H150ZM166 131V130H165ZM181 131V130H180ZM210 131V130H209ZM214 131H213V133H214ZM253 131V130H252ZM258 131V130H257ZM66 132H68V131H66ZM88 132V131H87ZM92 132V131H91ZM91 132H90V134H91ZM96 132V131H95ZM103 132V134H105L104 133V131H102ZM122 132H124V131H121V133ZM149 132V131H148ZM190 132V131H189ZM188 132V133H189ZM211 132V131H210ZM254 132V131H253ZM9 133V132H8ZM62 133H63V131H62ZM69 133V132H68ZM81 133V132H80ZM89 133V132H88ZM111 132H110V134H112ZM120 133V134H121ZM150 133V132H149ZM180 133V132H179ZM52 134V135H51ZM108 134V132H106V137L107 136H109V134ZM165 134H166V132H165ZM55 135V134H54ZM88 135V134H87ZM95 135V134H94ZM101 135V134H100ZM119 135V134H118ZM156 135V134H155ZM14 136V135H13ZM20 136V135H19ZM81 136H83V134L81 135ZM86 136V135H85ZM102 136L103 135H101V138H102ZM123 136V135H122ZM178 136V135H177ZM182 136H183V134H182ZM244 136V135H243ZM79 137V136H78ZM77 137V138H78ZM98 137V136H97ZM96 137V138H97ZM110 137H113L112 135L110 136ZM115 137V136H114ZM151 137H152V135H151ZM154 137V136H153ZM171 137V136H170ZM83 138H85V137H83ZM94 138V137H93ZM99 139H100V137H98ZM109 138V137H108ZM116 138H117V135H116ZM115 138V139H116ZM127 138V137H126ZM125 138V139H126ZM147 137L145 136V139H146ZM173 138V137H172ZM245 138V137H244ZM19 139V138H18ZM79 139H80V137H79ZM98 139V140H99ZM129 139V140H130ZM144 139V140H145ZM222 139V141L220 142V140ZM15 140V139H14ZM106 139H104V141H105ZM109 140V139H108ZM118 140H120V139H118ZM128 140V141H129ZM130 140V141H131ZM152 140V139H151ZM101 141H102V139H101ZM100 141V142H101ZM103 141V142H104ZM148 141V140H147ZM167 141V140H166ZM170 141V140H169ZM259 141H260V139H259ZM81 142H82V140H81ZM258 142V141H257ZM83 143V142H82ZM98 143V142H97ZM109 143V142H108ZM119 143V142H118ZM139 143V142H138ZM166 143V142H165ZM225 144L224 146L222 145V144ZM78 144H80V143H78ZM88 144H90V145H88ZM96 144V143H95ZM114 144V143H113ZM112 144V145H113ZM140 144V146H141V144H142V142L141 143H139ZM148 144V143H147ZM151 144V143H150ZM149 144V145H150ZM169 144V143H168ZM88 145V146H87ZM106 145V144H105ZM111 145V144H110ZM111 145V148L112 149H116V148H113V146ZM122 145V144H121ZM120 145V146H121ZM134 146H136L135 144H133ZM133 145H132V147H133ZM184 145V144H183ZM186 145V144H185ZM240 145V144H239ZM263 144H261V146H262ZM60 146H64V148L63 149H65L66 148V150L64 151L65 153H66V151L67 150H70L71 149V151H73L74 149H75V151L74 152H70L67 156H63L62 157V159H60V161H57L58 162V169H59V171H61V169L60 168H62L63 170L65 169V168H67V169H69L70 168V171H71V168H75L77 165H80V164H82V167H81V169H79L80 170V172L79 173H73V172H71V173H69V174H63L62 173V171L59 173L58 172V170H57V167H56V169H55V171L56 172H53L51 169V171H52V173L49 175V176H47V179H42L43 177H41V176H43V175H41L40 177H41V179L43 180V181H41V183H39L38 185H36L35 184V186L33 185L34 183H32L31 185L32 186H30L29 184L32 182V180H31V182L28 184H26L25 183V186L27 185H29L28 186V188H27V186H26V188H24V190L23 189H21V190H23L22 192H20V194L18 193H16V195L14 196V198L15 197H18V200L16 199L15 201H13L14 200V198H13V202H16V201H18V203L20 204V202H21V209H19L18 210V216H17V218L14 220L13 219V215L15 214V207L17 206V204H14L13 205V202L10 200V199H7L6 197V195L8 194V192L10 193V190L7 192V189L9 188L8 186L10 185L9 183V175H11L10 173H11V168H13L12 166H14L13 164H14V162L16 161H18L19 163V166L21 165V163L22 162H25L29 167H27L28 168V171H29V173H27V171L23 168V167H21V170H22V168L25 170V172L27 173V174H30V170L29 169H34L35 168V166L37 165V163H39V162H41L42 163V166H43V164L45 163V159H47V158H44L45 156H49V153L53 150V149H61L62 150V148L60 147ZM97 146H99V145H97ZM119 146V147H120ZM128 146V145H127ZM165 146V145H164ZM194 146V147H193ZM258 146H260V145H258ZM91 147V152L89 153V155H88V149ZM105 147V146H104ZM139 147V146H138ZM146 147V146H145ZM144 147V148H145ZM166 147H167V145H166ZM171 147V146H170ZM263 147V146H262ZM109 148V147H108ZM140 148V147H139ZM143 148V147H142ZM164 148V147H163ZM162 148V149H163ZM174 148V147H173ZM194 148H196V149H194ZM258 148V147H257ZM27 149V150H26ZM107 149V148H106ZM131 149L132 148H130V151H131ZM136 149V148H135ZM165 149V148H164ZM168 149H169V146H168ZM103 150H105V149H103ZM109 150V149H108ZM107 150V151H108ZM119 150V149H118ZM118 150H117V152H118ZM121 150V149H120ZM125 150V149H124ZM134 150V149H133ZM140 150V149H139ZM170 150V149H169ZM174 150V149H173ZM199 150H201V152H200V154H203V153H205L206 151L208 152V156L210 155V154H213L214 156H210V157H208L209 159H211V160H208L207 161V159L208 158H203V156L202 155H200L199 153L197 154V153H194V152H196V151H199ZM258 150H259V148H258ZM85 151H87V153L85 154V155H83L84 153H85ZM101 151V150H100ZM113 152H114V150H112ZM129 151V148H128V152H130ZM135 151H137V150H135ZM134 151V152H135ZM145 151V150H144ZM163 151V150H162ZM166 151H168V150H166ZM54 152V151H53ZM58 152H60V151H58ZM64 152H62V153H64ZM112 152V153H113ZM132 152V151H131ZM164 152V151H163ZM119 153V152H118ZM125 153V152H124ZM168 153H169V151H168ZM224 153V152H223ZM225 153H226V155H227V153L228 152H226L225 151ZM32 154V155H31ZM52 154V153H51ZM50 154V155H51ZM54 155H52V156H55V153H53ZM115 154V153H114ZM136 154H137V152H136ZM135 154V155H136ZM170 154V153H169ZM172 154H173V152H172ZM172 154H171V156H172ZM232 154V153H231ZM34 155H37V156H34ZM66 155V154H65ZM87 155H88V157H87ZM123 155V154H122ZM127 155H128V153H127ZM130 155V154H129ZM129 155H128V157H129ZM133 155V154H132ZM140 155V154H139ZM145 155V154H144ZM165 155V154H164ZM225 155V154H224ZM34 157V158H32V157ZM167 156H168V154H167ZM166 156V157H167ZM170 156V157H171ZM61 157V154H59V158ZM141 157V156H140ZM145 156H143V157H141V158H144ZM211 157H214V158H211ZM227 157V156H226ZM55 158V157H54ZM52 159V160H54L55 161V159ZM168 159H169V157H168ZM172 159H173V157H172ZM51 160V158L48 160V161H50ZM166 160V159H165ZM171 160V159H170ZM222 160V161H221ZM228 160V159H227ZM151 161V160H150ZM161 161H164V159L163 160H161ZM155 162V161H154ZM170 162H172V161H170ZM56 163V162H55ZM122 163V162H121ZM161 163L162 162H160V165H161ZM165 163H167V162H165ZM16 164V163H15ZM57 164V163H56ZM157 164V163H156ZM24 165V164H23ZM22 165V166H23ZM39 165H40V163H39ZM44 165H46V164H44ZM48 165H49V163H48ZM47 165V166H48ZM53 165V164H52ZM127 165V164H126ZM152 165H153V163H152ZM53 166H55V165H53ZM52 166V167H53ZM147 166V165H146ZM227 166V165H226ZM39 167V166H38ZM60 167V168H59ZM123 167V166H122ZM175 167V166H174ZM173 167V168H174ZM239 167H242V173H243V176H244V174H245V176H244V178H242V182H244V184L245 183H247L249 180H250V178L253 176V173H254V169L252 168V166H249V164L248 163H246V162H242V160H240V163H239ZM17 169H18V167H16ZM37 168V167H36ZM49 168V167H48ZM54 168V167H53ZM40 169V168H39ZM66 169V170H67ZM77 169V170H78ZM146 169V170H145ZM13 170V169H12ZM35 170V169H34ZM47 170V172H46V174L48 173V171H50V170H48V169H46ZM75 170V169H74ZM15 171V170H14ZM149 171V170H148ZM154 171V170H153ZM227 171V172H226ZM233 171V170H232ZM15 172H17V171H15ZM19 172V171H18ZM24 172V171H23ZM23 172H22V175L24 176V174H23ZM32 172V171H31ZM35 172V171H34ZM44 172V173H45ZM66 172H68V170L66 171ZM146 172V173H145ZM124 173V174H123ZM151 173H152V171H151ZM171 173H172V170H171ZM15 174V173H14ZM19 174V173H18ZM33 174V173H32ZM114 175V176H112V179H111V175ZM228 174V173H227ZM229 174H232V173H229ZM255 174V173H254ZM38 175V174H37ZM177 175V174H176ZM211 175V174H210ZM210 175H209V177H210ZM16 176V175H15ZM19 176H21L20 174H19ZM25 176H27V175H25ZM24 176V177H25ZM36 176V175H35ZM44 176H45V174H44ZM185 176H187V177H185ZM212 176V175H211ZM216 176H214V178L216 177ZM231 176H234V174H232ZM11 177V176H10ZM13 177V176H12ZM18 177V176H17ZM16 177V178H17ZM23 177V178H24ZM29 177H30V175H29ZM49 177V178H48ZM202 177V176H201ZM201 177H200V179H201ZM230 177V176H229ZM234 177H236V176H234ZM21 178V177H20ZM20 178H18V179H20ZM39 178V177H38ZM45 178H46V176H45ZM196 178V177H195ZM194 178V179H195ZM14 179V178H13ZM22 179V178H21ZM36 179V178H35ZM188 179V178H187ZM198 179V178H197ZM211 178H209V180H210ZM244 179V180H243ZM11 180V179H10ZM16 180V179H15ZM34 180V179H33ZM203 181H204V179H202ZM201 180V181H202ZM22 181H23V179H22ZM198 181H200V180H198ZM20 182H21V180H20ZM25 182V181H24ZM26 182H27V180H26ZM35 182V181H34ZM37 182V181H36ZM62 182H65V184L66 183H69L71 186H73L72 187V189H69V190H67L66 189V193L65 192H62V190L61 189H59V186L58 185H60ZM240 182V181H239ZM17 183V182H16ZM23 183V182H22ZM21 183V184H22ZM145 183V184H144ZM202 183V182H201ZM206 183V182H205ZM204 183V184H205ZM251 183V182H250ZM249 182H248V184H250ZM21 184L19 185V188H20V186H21ZM48 184H50V186L48 187V188H50V193L49 194H47V195H45L44 196V192H45V187H47L48 186ZM218 183H217V181L216 180H214V179H211L210 181H208V191L210 192L216 185H217ZM247 184V185H248ZM14 185V184H13ZM62 185V184H61ZM68 185V184H67ZM181 185V186H180ZM200 185V184H199ZM198 185V186H199ZM243 185V184H242ZM66 186V185H65ZM74 186H75V188L77 189V190H74L75 188H74ZM197 186V187H198ZM241 186V185H240ZM252 186V185H251ZM14 187H17V186H14ZM23 187V186H22ZM63 187V186H62ZM86 187H88L87 189H89L90 190V192H92V198H93V202H94V205H95V207H94V212L91 214H89L87 211H88V209H89V207H90V204L88 203V201H85L86 199V197H85V194H83V190H84V188ZM200 187V186H199ZM204 187H205V185H204ZM248 187V186H247ZM47 188V189H48ZM78 188L79 189H82L83 188V190L81 191V190H78ZM143 188H145V187H143ZM236 188H238V187H236ZM13 189H15V188H13ZM17 189V188H16ZM55 189V190H54ZM57 189H59V190H57ZM235 189V188H234ZM20 190V191H21ZM49 190V189H48ZM65 190V189H64ZM176 190V189H175ZM181 190V189H180ZM202 190V189H201ZM14 190H12L11 192H13ZM85 192H86V190H84ZM88 191V190H87ZM142 191V190H141ZM182 191V190H181ZM6 192H7V194H6ZM183 192H184V190H183ZM69 193L70 194H72V193H75V194H79V196H78V198L80 199V200H82L81 201V203H72V204H70V205H68V203H67V199H68V196H69ZM88 193V192H87ZM142 193H144V192H142ZM177 194H180L179 193V188H178V190H177V192H176ZM13 194V193H12ZM80 194H82V196H80ZM89 194V193H88ZM176 194V195H177ZM198 194H199V192H198ZM201 194V193H200ZM230 194V193H229ZM73 195V194H72ZM145 195V194H144ZM165 195V194H164ZM163 195V196H164ZM205 195V194H204ZM209 195V194H208ZM233 195V194H232ZM10 196H11V193H10ZM88 196V195H87ZM140 196V195H139ZM179 196V195H178ZM252 196V195H251ZM12 197V196H11ZM90 197V196H89ZM181 197V196H180ZM225 197V196H224ZM236 197V196H235ZM78 198H76V199H78ZM252 198V197H251ZM7 199V200H6ZM74 199V198H73ZM75 199V200H76ZM168 199V198H167ZM183 199V198H182ZM10 200V201H9ZM90 200V199H89ZM5 201H9V202H12V205L11 204H7V202H5ZM155 201V200H154ZM162 201V200H161ZM176 201V200H175ZM186 200H184V204L186 203L185 202ZM231 202L233 201L232 199L230 200ZM8 202V203H9ZM180 201L178 200V203H179ZM181 202L183 203V201L181 200ZM91 203V202H90ZM142 203H143V201H142ZM150 203V202H149ZM189 203V202H188ZM219 203H220V201H219ZM228 204H230L229 203V201L227 202ZM5 204H7V207H5V209H3L4 208V206H6ZM145 204H146V202H145ZM152 204V203H151ZM155 204V203H154ZM162 204V203H161ZM173 204H174V201H173ZM176 204V203H175ZM181 204V203H180ZM180 204H178V206L180 205ZM208 204V203H207ZM216 204V203H215ZM8 205H10L9 207H8ZM16 205V206H15ZM147 205V204H146ZM156 205V204H155ZM223 205V204H222ZM251 205V204H250ZM19 206V205H18ZM143 206V205H142ZM157 206V205H156ZM155 206V207H156ZM165 206V205H164ZM181 206H182V204H181ZM215 206V205H214ZM218 206H219V204H218ZM217 206V207H218ZM239 206V205H238ZM247 206V205H246ZM19 207V208H20ZM159 207V206H158ZM163 207V206H162ZM176 207V206H175ZM180 207V206H179ZM144 208V207H143ZM145 208H146V206H145ZM177 208V207H176ZM182 208V207H181ZM184 209H185V207H183ZM222 208V207H221ZM241 208H244V207H241ZM248 208V207H247ZM17 209V208H16ZM148 209H150V207L148 208ZM147 209V210H148ZM153 209V208H152ZM156 209V208H155ZM161 209V208H160ZM175 209V208H174ZM183 209V210H184ZM158 210H159V208H158ZM157 210V211H158ZM183 210H182V212H183ZM222 210V209H221ZM240 210V209H239ZM144 211V209H142V212ZM153 211V210H152ZM179 211V210H178ZM185 211V210H184ZM201 211V210H200ZM233 211V210H232ZM91 212V211H90ZM142 212L140 213V214H142ZM215 212V211H214ZM96 215H95V214ZM117 213H116V215H117ZM179 213V212H178ZM181 213V212H180ZM210 214V213H209ZM101 215V214H100ZM115 215V214H114ZM144 215H145V213H144ZM212 215V214H211ZM248 215V214H247ZM246 215V216H247ZM106 216V215H105ZM111 216V215H110ZM143 216V215H142ZM208 216V215H207ZM215 216V215H214ZM245 216V217H246ZM107 217V216H106ZM139 217V216H138ZM227 217V216H226ZM244 217V218H245ZM92 218H93V216H92ZM115 218V217H114ZM135 218V217H134ZM137 218V217H136ZM146 218V217H145ZM187 218H188V216H187ZM208 218V217H207ZM206 218V219H207ZM211 218V217H210ZM216 218V217H215ZM235 218V217H234ZM250 218V217H249ZM106 219V218H105ZM121 219V218H120ZM143 219V218H142ZM141 219V220H142ZM147 219V218H146ZM154 219V218H153ZM246 219V218H245ZM91 220V219H90ZM132 220V219H131ZM194 220V219H193ZM243 220V219H242ZM241 220V221H242ZM128 221V220H127ZM222 221H223V219H222ZM93 222V221H92ZM192 222V221H191ZM98 223V222H97ZM124 223V222H123ZM193 223V222H192ZM198 223V222H197ZM223 223V222H222ZM92 224V223H91ZM94 224H96V222L94 223ZM100 224V223H99ZM129 224V223H128ZM128 224H126V225H128ZM156 224V223H155ZM188 224H191V223H188ZM240 224V223H239ZM76 225V224H75ZM74 225V226H75ZM81 225V224H80ZM139 225V224H138ZM71 226H72V224H71ZM70 226V228L72 229V227ZM86 226V225H85ZM107 226H109V224L107 225ZM115 226V225H114ZM119 226V225H118ZM122 226V225H121ZM140 226V225H139ZM187 226V225H186ZM81 227H82V225H81ZM102 227V226H101ZM104 227V226H103ZM102 227V228H103ZM106 227V226H105ZM122 227H124V226H122ZM127 227V226H126ZM141 227H142V223H141ZM77 228V227H76ZM80 228V226L78 227V229ZM85 227H83V229H84ZM87 228V227H86ZM90 228V227H89ZM98 228V227H97ZM96 228V229H97ZM101 228V229H102ZM133 228V227H132ZM137 228V227H136ZM135 228V229H136ZM190 228V227H189ZM188 228V229H189ZM192 228V227H191ZM198 228V227H197ZM239 228V227H238ZM247 227H245V229H246ZM69 229V228H68ZM80 229H82V228H80ZM80 229L79 230H76V231H80ZM95 229V228H94ZM137 229H139V228H137ZM136 229V230H137ZM153 229V228H152ZM161 229V228H160ZM176 229V228H175ZM185 229V228H184ZM183 229V230H184ZM214 229H215V227H214ZM226 229V228H225ZM75 230V229H74ZM74 230L72 231V233H74ZM89 230V229H88ZM92 230V229H91ZM100 230V229H99ZM102 230H104V228L102 229ZM111 230V229H110ZM114 230V229H113ZM121 230V229H120ZM124 230H125V232H126V229L124 228ZM123 230V228H122V231H124ZM131 230V229H130ZM130 230H128V231H130ZM133 230H134V228H133ZM187 230V229H186ZM7 231V234H3L4 232H6ZM8 231H11V235L9 234V236H8ZM68 231V230H67ZM70 231V230H69ZM135 231V230H134ZM133 231V232H134ZM140 231V230H139ZM150 231V230H149ZM190 231V230H189ZM198 231V230H197ZM213 231V230H212ZM232 231V230H231ZM238 231V230H237ZM65 232V233H64ZM80 232H82V230L80 231ZM95 232V231H94ZM100 232H101V230H100ZM119 232V231H118ZM137 232V231H136ZM174 232H176V231H174ZM193 232V231H192ZM218 232V231H217ZM226 232V231H225ZM235 232V231H234ZM70 233V232H69ZM78 232H76V234H77ZM93 233V232H92ZM120 233H121V231H120ZM135 233V232H134ZM144 233V232H143ZM155 233V232H154ZM186 233H187V231H186ZM223 233V232H222ZM239 233V232H238ZM81 234V233H80ZM82 234H84V232L82 233ZM81 234V235H82ZM89 234H90V236H89V238L92 236L91 235V233L89 232ZM88 234V235H89ZM123 233H121V235H122ZM126 234V233H125ZM131 234V233H130ZM133 234V233H132ZM137 234V233H136ZM141 234V233H140ZM158 234V233H157ZM188 234H192V233H190V232H188ZM34 235H37V236H34ZM68 236H69V234H67ZM67 235H66V237H67ZM73 235H75V234H73ZM80 235V236H81ZM85 235L86 236H88L86 233H85ZM93 235H94V233H93ZM117 235V234H116ZM127 235V237H128V234H126ZM139 235V234H138ZM183 235V234H182ZM190 235H188L187 237H189ZM76 236V235H75ZM78 236H79V234H78ZM119 236H120V234H119ZM132 237V235H129V238H131ZM134 236H135V234H134ZM140 236V235H139ZM139 236H137V237H139ZM142 236V235H141ZM144 236V235H143ZM179 237H180V235H178ZM192 236V235H191ZM195 236V235H194ZM74 237V236H73ZM93 238H94V236H92ZM91 237V238H92ZM183 237V236H182ZM186 237V238H187ZM232 237V236H231ZM245 237V236H244ZM81 238V237H80ZM85 238V237H84ZM90 238V239H91ZM93 238H92V240H93ZM102 238V237H101ZM121 238H122V236H121ZM120 238V239H121ZM128 238V239H129ZM134 238V237H133ZM142 238V237H141ZM230 238V237H229ZM242 238V237H241ZM67 239V238H66ZM69 239V238H68ZM83 239V238H82ZM88 239V238H87ZM87 239H86V241H87ZM97 239H99V237L97 238ZM135 239V238H134ZM75 240V239H74ZM77 240V239H76ZM80 240V239H79ZM78 240V241H79ZM107 240V239H106ZM147 240V239H146ZM179 240H181V239H179ZM187 240V239H186ZM63 241V240H62ZM84 241H85V239H84ZM95 241H96V238H95ZM95 241H92V242H90L89 241V243H91V246H92V244H94V242ZM98 241H100V240H98ZM102 241V240H101ZM133 241V240H132ZM134 241H136V240H134ZM182 241V240H181ZM185 241V240H184ZM223 241V240H222ZM58 242H60V241H58ZM69 242V241H68ZM72 242V241H71ZM79 242H82V240L81 241H79ZM78 242V243H79ZM88 242V241H87ZM110 242V241H109ZM125 243H127L126 241H124ZM137 242V241H136ZM144 242V241H143ZM74 243V242H73ZM77 243V241L74 243V244H72V245H75ZM84 243V245L86 244V242H82V244ZM99 243H101V242H99ZM98 243V244H99ZM103 243V242H102ZM119 243V242H118ZM132 243H134V242H131L130 240L128 241V243H127V245L124 247V250H123V248L122 247H120L121 245L123 246V244H119L120 246H116V247H120L121 248V250H119V253H118V255H120V256H122L123 254H125L126 253V255H127V252L128 251H130V249H132L133 248V244ZM138 243H140V242H138ZM142 243V242H141ZM240 242H238V244H239ZM58 244V243H57ZM57 244H54L55 246L57 245ZM81 244V243H80ZM79 244V245H80ZM95 244H97V242H95ZM94 244V249H97L96 248V245ZM97 244V245H98ZM108 244V243H107ZM137 244V243H136ZM144 244V243H143ZM200 244V243H199ZM236 244V243H235ZM26 246L27 248H25L26 250H24V251H22L21 252V249H20V247L22 248V246ZM83 245V246H84ZM101 245V244H100ZM103 245V244H102ZM177 245V244H176ZM194 245V244H193ZM237 245V244H236ZM34 246H37L36 247V249L34 250L33 248H34ZM50 246V245H49ZM54 246V247H55ZM69 246H70V244H69ZM77 246H78V244H77ZM87 246H90L88 243H87ZM87 246H85V247H87ZM220 246V245H219ZM33 247V248H32ZM52 247V246H51ZM71 247V246H70ZM74 247V246H73ZM93 247V246H92ZM100 247V246H99ZM236 247V246H235ZM235 247H232L231 249L232 250H234V248ZM47 248V247H46ZM46 248H44V249H46ZM61 248V247H60ZM66 248H67V246H66ZM76 248V247H75ZM79 248H80V246H79ZM89 248V247H88ZM102 247H100V249H101ZM119 248V249H120ZM139 248H140V246H139ZM206 248V247H205ZM218 248V247H217ZM222 248V247H221ZM224 248V247H223ZM237 248V247H236ZM18 249H20V250H18ZM49 249V247L47 248V250ZM64 249V248H63ZM69 249V248H68ZM73 249V248H72ZM84 249V248H83ZM100 249H97V250H99L100 251ZM111 249V248H110ZM117 249V248H116ZM115 249V250H116ZM145 249V248H144ZM230 249V250H231ZM52 250H54V249H52ZM65 250V249H64ZM71 250V249H70ZM77 250L79 251L80 249H78L77 248ZM81 250H82V248H81ZM80 250V251H81ZM92 250H93V248H92ZM96 250V251H97ZM112 250V249H111ZM123 250V251H122ZM134 251H135V249H133ZM138 251H140L139 249H137ZM157 250H159V249H157ZM201 250H202V248H201ZM229 250V251H230ZM238 250V249H237ZM19 251V252H18ZM58 251V250H57ZM73 252H74V250H72ZM79 251V252H80ZM84 251H86V250H84ZM89 251V250H88ZM98 251V252H99ZM120 251H122V252H120ZM154 251V250H153ZM161 251V250H160ZM41 252V253H40ZM46 252V251H45ZM49 252V251H48ZM60 252V251H59ZM62 252H63V250H62ZM70 252V251H69ZM69 252H68V254H69ZM90 252H92V251H90ZM95 252V251H94ZM104 252V251H103ZM110 252H112V251H110ZM109 252V253H110ZM115 252V251H114ZM114 252H112V253H114ZM133 252V251H132ZM136 252V251H135ZM141 252V251H140ZM200 252V251H199ZM214 252V251H213ZM5 253H6V250H5ZM78 253V252H77ZM101 253V252H100ZM100 253H99V255H100ZM108 253V254H109ZM116 252H115V254H117ZM55 254V253H54ZM61 254V253H60ZM60 254H58V255H60ZM82 254V253H81ZM98 254V253H97ZM115 254H113V255H115ZM132 255H134L135 256V254H133V253H131ZM131 254H130V257H131ZM234 254V253H233ZM67 255V254H66ZM65 255V256H66ZM70 255H71V253H70ZM95 255V254H94ZM107 255V254H106ZM117 255V256H118ZM129 255V254H128ZM149 255V254H148ZM151 255V254H150ZM203 256H205V258H206V253H204V254H202ZM52 256V255H51ZM62 257H63V255H61ZM64 256V257H65ZM78 256V255H77ZM83 256V255H82ZM117 256H115V258L117 257ZM225 256V255H224ZM230 256V255H229ZM235 256V255H234ZM53 257V256H52ZM57 257V256H56ZM63 257V258H64ZM103 257V256H102ZM101 257V258H102ZM111 257V258H110ZM110 257L107 259L108 261H109V259L111 260H113V258H112V254L110 255ZM119 257V256H118ZM118 257L116 258V259H118ZM124 257V256H123ZM133 257V256H132ZM149 257V256H148ZM161 257V256H160ZM236 258H237V256H235ZM55 258V257H54ZM84 258V257H83ZM151 258V257H150ZM224 258V257H223ZM36 259H38L40 262L38 263V261H37V263H32V261H34V260H36ZM42 259H43V257H42ZM52 259V258H51ZM65 259H66V257H65ZM87 259H89V257L87 258ZM92 259V258H91ZM120 259V258H119ZM118 259V260H119ZM162 259V258H161ZM214 259V258H213ZM50 260V259H49ZM54 260H56V259H54ZM69 260V259H68ZM106 260V262H108ZM115 260V259H114ZM127 260V259H126ZM154 260H155V258H154ZM234 260H236V259H234ZM238 260V259H237ZM44 262H45V260H43ZM52 261V260H51ZM59 261V260H58ZM85 261V260H84ZM83 261V262H84ZM116 261V260H115ZM122 261H124L125 262V260L124 259H122ZM121 261V262H122ZM144 261V260H143ZM143 261H141V262H143ZM146 261V260H145ZM144 261V262H145ZM149 260H147V262H148ZM157 261H158V259H157ZM35 262V261H34ZM44 262H43V264H44ZM48 262V261H47ZM47 262H45V263H47ZM61 262H62V260H61ZM63 262H65V261H63ZM71 262V261H70ZM94 262H96L95 260H94ZM110 262V261H109ZM113 262V261H112ZM229 262V261H228ZM2 263V264H3ZM50 263H52V262H50ZM50 263H48V264H50ZM67 263V262H66ZM75 263V262H74ZM92 263V262H91ZM103 263H105V262H103ZM102 263V264H103ZM115 263V262H114ZM123 263V262H122ZM150 263V262H149ZM59 264H62V263H59ZM73 264V263H72ZM97 264V263H96ZM100 264H101V262H100ZM116 264H119L118 262L116 263ZM129 264V263H128ZM156 264H157V262H156ZM170 264V263H169ZM227 264V263H226ZM229 264H230V262H229ZM237 264V263H236Z\"/></svg>",
	"mask_w": 264,
	"mask_h": 264
},
{
	"label": "crops",
	"instance_id": "crops-1",
	"mask_svg": "<svg viewBox=\"0 0 264 264\" xmlns=\"http://www.w3.org/2000/svg\"><path fill=\"white\" fill-rule=\"evenodd\" d=\"M160 6L171 9L173 15H181L187 12L197 0H153ZM180 5V6H177ZM175 13V14H174ZM251 224L249 225V245L247 251V264H264V187L258 194Z\"/></svg>",
	"mask_w": 264,
	"mask_h": 264
},
{
	"label": "built area",
	"instance_id": "built-area-1",
	"mask_svg": "<svg viewBox=\"0 0 264 264\" xmlns=\"http://www.w3.org/2000/svg\"><path fill=\"white\" fill-rule=\"evenodd\" d=\"M245 2V4H249L252 3L253 0H243ZM183 30L187 33V34H192V35H198V34H202L205 32V22L203 19L201 18H187L186 20H184L183 22ZM173 81V80H172ZM171 82H167V85L162 86L164 89V93L166 95H173L174 94V90L176 88H174V85ZM173 100V99H172ZM236 161L237 160H233V165H236Z\"/></svg>",
	"mask_w": 264,
	"mask_h": 264
}]
</instances>
